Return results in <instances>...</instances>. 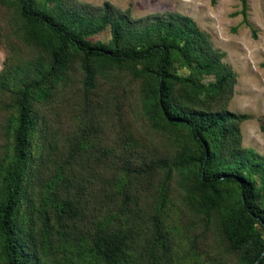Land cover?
Listing matches in <instances>:
<instances>
[{"label":"rangeland","instance_id":"rangeland-1","mask_svg":"<svg viewBox=\"0 0 264 264\" xmlns=\"http://www.w3.org/2000/svg\"><path fill=\"white\" fill-rule=\"evenodd\" d=\"M246 3L245 18L241 0H58L48 7L56 23L122 19L133 47L147 43L141 34L152 24L182 28L197 56L213 62L221 77L231 72L234 77L222 80L215 96L199 95L195 105L176 85L175 107L240 117L224 127L220 166L261 189L263 177L253 170L259 166L264 172V0ZM110 28L86 40L108 44ZM175 65L176 76H192L187 65ZM48 68L49 53L27 37L18 1L0 0V207L11 188L5 177L15 163L12 137L20 92ZM147 80L153 81L133 78L128 69L111 70L97 76L85 95L80 62L73 60L49 83L46 95L32 96L36 129L25 164L17 161L19 201L11 216L19 260L26 254L30 264H243L221 231L220 213L227 209L218 207L209 218L197 213L189 200L193 183L187 171L167 176L158 169L157 164L178 161L188 140L160 125ZM193 80L208 89L218 83L215 74ZM239 159L248 160L246 168ZM222 193L229 205L240 198L234 186ZM258 204L264 207V196ZM97 233L124 238L114 263L93 249ZM8 236L0 225V264H8Z\"/></svg>","mask_w":264,"mask_h":264},{"label":"trees","instance_id":"trees-1","mask_svg":"<svg viewBox=\"0 0 264 264\" xmlns=\"http://www.w3.org/2000/svg\"><path fill=\"white\" fill-rule=\"evenodd\" d=\"M20 14L24 20L27 37L49 53V68L40 79L25 85L20 92L17 104V126L13 132L12 150L14 162L8 166L9 194L1 204L0 225L3 231L10 233L6 239L5 256L8 264H30L26 254H18L13 248L14 226L11 216L19 201V183L22 168L17 161L26 162L29 149L28 140L35 131V122L30 118V99L35 94H47L50 82H56L66 71L69 62L78 60L83 74L82 89L88 95L95 87L96 77L104 76L111 70L128 69L133 78L145 76L152 79L145 82L152 93V110L161 119L164 126L179 132L182 140H188V146L181 153L179 160L170 165L160 163L157 167L165 175L172 172L187 171V180H192L193 188L189 191V200L197 213L209 218L218 207L226 212L220 213L219 223L224 239L234 251L241 253L243 264H264V207L258 204L264 196V172L255 168L253 172L262 175L261 189H255L254 182L238 174L222 171L219 162L220 143L224 140V127L228 121H237L240 117L233 114H210L206 110L175 107V87L178 84L182 96L192 105L198 96L216 95L222 80L230 79L233 74L221 77L213 62L197 56L196 49L184 36V30L171 22L152 24L141 34L146 44L132 46V34L125 36L126 29L122 19L105 16L101 19H83L80 23L54 22L49 4H58V0H17ZM216 0H211L215 3ZM242 2V14L246 17V0ZM111 25V39L108 44L90 43L86 37ZM85 27V29H83ZM156 37H155V36ZM188 40V41H187ZM180 41H185L180 45ZM176 63L187 65L192 76H176L173 69ZM192 64H195L193 66ZM141 68H138V66ZM217 75L218 83L212 89L195 84L193 76ZM232 90V85L228 92ZM177 105V104H176ZM201 105V104H200ZM193 114L192 118L189 115ZM163 126V127H164ZM246 168L248 160L239 159ZM155 170V168H154ZM234 186L239 193V200L228 204L222 193L224 187ZM263 189V190H262ZM70 209V206H67ZM125 246L123 237H112L97 233L92 241L93 249L103 251L105 260L114 263Z\"/></svg>","mask_w":264,"mask_h":264},{"label":"water","instance_id":"water-1","mask_svg":"<svg viewBox=\"0 0 264 264\" xmlns=\"http://www.w3.org/2000/svg\"><path fill=\"white\" fill-rule=\"evenodd\" d=\"M259 260H260V258L257 260L256 264L258 263Z\"/></svg>","mask_w":264,"mask_h":264}]
</instances>
